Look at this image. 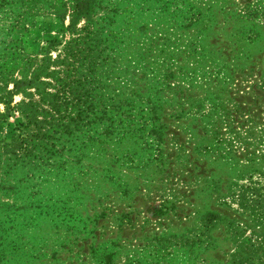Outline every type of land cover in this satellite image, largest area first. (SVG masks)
<instances>
[{
  "label": "rangeland",
  "instance_id": "rangeland-1",
  "mask_svg": "<svg viewBox=\"0 0 264 264\" xmlns=\"http://www.w3.org/2000/svg\"><path fill=\"white\" fill-rule=\"evenodd\" d=\"M0 264H264V0H0Z\"/></svg>",
  "mask_w": 264,
  "mask_h": 264
},
{
  "label": "trees",
  "instance_id": "trees-1",
  "mask_svg": "<svg viewBox=\"0 0 264 264\" xmlns=\"http://www.w3.org/2000/svg\"><path fill=\"white\" fill-rule=\"evenodd\" d=\"M14 92L16 93V87H14ZM41 93H39L38 95L40 96ZM32 116V115H31Z\"/></svg>",
  "mask_w": 264,
  "mask_h": 264
}]
</instances>
